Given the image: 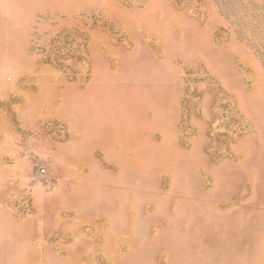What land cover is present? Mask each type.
Returning <instances> with one entry per match:
<instances>
[{
	"label": "rangeland",
	"instance_id": "obj_1",
	"mask_svg": "<svg viewBox=\"0 0 264 264\" xmlns=\"http://www.w3.org/2000/svg\"><path fill=\"white\" fill-rule=\"evenodd\" d=\"M0 25L13 45L8 106L28 93L44 110L55 87L83 88L98 35L110 64L166 54L178 114L168 133H109L106 106L93 103L75 164L31 156L35 181L59 201L54 227H1L0 264H264V0H0ZM159 102L139 92L124 105L143 121ZM41 127L49 142L71 137L57 120ZM15 188L0 211L27 221L32 196ZM29 233L45 241L24 244Z\"/></svg>",
	"mask_w": 264,
	"mask_h": 264
},
{
	"label": "crops",
	"instance_id": "obj_2",
	"mask_svg": "<svg viewBox=\"0 0 264 264\" xmlns=\"http://www.w3.org/2000/svg\"><path fill=\"white\" fill-rule=\"evenodd\" d=\"M4 26L0 25V33L5 30ZM6 34L4 38L2 33L0 34V102H5V105H0V196H12L16 185L20 184L21 187L27 188L32 196L34 214L27 221L19 222L12 210L0 211L9 219L0 222V228L7 232L15 224H20L22 229L49 230L55 225L53 219L57 214L59 201L53 190L47 191L44 185L35 181L37 177H33L31 156L35 157L40 153L50 156L55 165L75 164L76 159L73 157L76 156V146L82 143L93 129V121L96 118L91 109L93 103L106 106V129L109 133L124 132L126 127H131L133 131H140L142 128L145 131L168 133L174 130L178 114L175 110L172 111L173 102L172 99L171 101L168 99V57L165 54V59L162 60L134 63L118 61L110 64L98 48L99 36L92 35L89 44L93 57L92 72L83 88L79 89L74 83L65 84L64 89L55 87L53 101L56 102L50 106L44 105V110L30 108L29 94L25 92L22 101L13 108L12 104L10 106L6 104L13 94V45L11 36ZM152 54L156 57L155 52ZM98 57L99 61L96 60ZM139 92L157 95L160 102L152 106L156 109L153 120L146 117L141 121L134 110L126 112L125 98ZM41 94L36 95L37 99L43 96ZM178 95L174 96L176 101ZM168 108L171 109L169 113L166 111ZM114 119L116 123L113 122ZM48 120L66 124L70 139L60 144L45 140L41 122ZM64 151L66 153H63ZM66 171H71V167ZM68 196L69 190L63 193L65 199H68ZM44 241L45 237H35L33 233H29L22 242L35 245Z\"/></svg>",
	"mask_w": 264,
	"mask_h": 264
},
{
	"label": "built area",
	"instance_id": "obj_3",
	"mask_svg": "<svg viewBox=\"0 0 264 264\" xmlns=\"http://www.w3.org/2000/svg\"><path fill=\"white\" fill-rule=\"evenodd\" d=\"M41 172H43V170L41 169Z\"/></svg>",
	"mask_w": 264,
	"mask_h": 264
}]
</instances>
